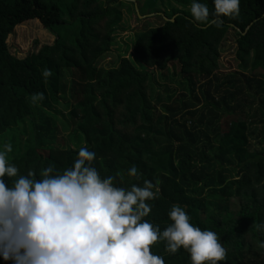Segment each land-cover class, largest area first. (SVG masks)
<instances>
[{"label":"trees","instance_id":"16d2710c","mask_svg":"<svg viewBox=\"0 0 264 264\" xmlns=\"http://www.w3.org/2000/svg\"><path fill=\"white\" fill-rule=\"evenodd\" d=\"M133 1L142 17L159 15L161 25L139 35L132 60L105 70L99 63L114 46L123 1L0 0V150L10 145L7 158L18 175L32 170L38 179L49 165L60 172L70 167L86 146L96 153L92 166L102 178L112 176L125 188L149 180L159 188L144 219L161 231L171 223V207L180 205L194 226L220 238L226 259L218 264H264L258 228L264 225V0H240L239 15L221 17L219 27L194 22L192 0ZM200 2L211 15L212 0ZM33 21L56 41L20 60L7 42ZM234 38L243 72L223 76L222 50ZM45 69L52 75L44 77ZM157 73L170 75L184 92L168 89L162 109L154 96ZM36 93L44 98L33 103ZM63 96L70 99L72 149L57 141L47 116ZM240 121L262 129L244 137L248 151L226 153V133ZM251 141L258 149L252 151ZM133 165L138 177L127 174ZM5 179L10 186L15 178ZM151 251L165 264H191L184 249L170 254L163 241Z\"/></svg>","mask_w":264,"mask_h":264},{"label":"clouds","instance_id":"9594fccd","mask_svg":"<svg viewBox=\"0 0 264 264\" xmlns=\"http://www.w3.org/2000/svg\"><path fill=\"white\" fill-rule=\"evenodd\" d=\"M212 3L210 15L207 4L192 0V20L219 27L221 17L239 15L240 0ZM51 75L43 70L44 77ZM43 98V93L31 97L33 103ZM11 150L8 144L0 150V259L11 264H165L151 251L154 243L163 241L170 254L184 249L191 264L225 261L218 235L194 226L182 206L171 207V223L163 231L144 219L159 188L149 180L125 188L112 176L102 178L92 166L96 153L86 146L79 148L70 167L60 172L49 165L38 179L32 170L18 175L7 158ZM127 174L140 175L135 165ZM5 177L15 178L10 186Z\"/></svg>","mask_w":264,"mask_h":264},{"label":"rangeland","instance_id":"374dc122","mask_svg":"<svg viewBox=\"0 0 264 264\" xmlns=\"http://www.w3.org/2000/svg\"><path fill=\"white\" fill-rule=\"evenodd\" d=\"M133 1V0H132ZM165 4L170 2V0H163ZM172 1V0H171ZM124 2L122 6L123 22L116 28L114 34V46L112 51L106 55L99 63V68L110 70L119 68L121 60L131 59L133 56L134 43L140 34L145 32L150 28H154L161 25V21L158 18L159 15H149L147 17H142L138 8L137 3ZM174 5L176 4L173 2ZM165 18V17H164ZM167 19V18H165ZM232 35V34H231ZM56 39L45 30L39 22H27L22 26L18 27L14 34L8 40V47L12 55L16 56L20 60L26 59L29 55L37 52L45 46H52ZM236 58V45L235 38L227 39V44L223 47L221 56V74L223 76L232 75L233 73L243 72L239 68V62ZM245 74L250 75V71L245 72ZM170 75L157 73L155 76V100L158 103V107L161 109L165 106L167 101V91L168 89H176L179 94L184 93L183 89L179 88L177 84H174L170 80ZM71 74L67 75L66 82L70 83ZM200 94V92L198 93ZM70 99L69 96H63L62 101L59 105L54 106L53 115L47 114L49 118H52L58 129L59 134H57V141L68 149L76 148L73 144V134L71 127H67L70 124ZM58 118V119H57ZM259 121L257 120L256 123ZM243 122H237L238 125L229 131L228 135L223 142L224 152H237L245 151L247 147L243 142L244 137L249 136L251 132L256 129L261 130L258 124L248 122L246 128L240 127L239 124ZM252 151H254L258 145L255 141H251ZM244 145V146H243ZM248 151V148H247ZM236 203V202H235ZM234 203V204H235ZM236 206V204H235Z\"/></svg>","mask_w":264,"mask_h":264},{"label":"water","instance_id":"95a60500","mask_svg":"<svg viewBox=\"0 0 264 264\" xmlns=\"http://www.w3.org/2000/svg\"><path fill=\"white\" fill-rule=\"evenodd\" d=\"M121 1L129 2V3H136L135 1H132V0H121ZM165 20L168 21L167 19Z\"/></svg>","mask_w":264,"mask_h":264}]
</instances>
